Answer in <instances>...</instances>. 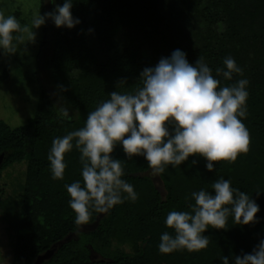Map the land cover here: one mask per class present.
Returning <instances> with one entry per match:
<instances>
[{"label": "trees", "instance_id": "1", "mask_svg": "<svg viewBox=\"0 0 264 264\" xmlns=\"http://www.w3.org/2000/svg\"><path fill=\"white\" fill-rule=\"evenodd\" d=\"M72 12L82 23L73 29L58 28L49 67L55 87L78 111V118L61 120L45 89L27 124L11 127L0 118V196L3 171L17 162L28 163L12 264H34L49 249L54 253L42 264H222L223 255L231 260L251 253L264 239V0H74ZM176 49L193 64L204 57L214 74L227 56L243 69V78L250 81L248 116L242 118L250 132V151L235 163L214 162L216 170L211 172L201 156H192L181 166L168 165L159 175L163 193L148 162L142 156L127 158L118 144L112 155L121 160L123 179L139 198L126 200L108 214L93 211L88 224L76 225L65 184L82 181L80 153L75 148L67 153L64 179H53L47 158L53 139L83 127L88 113L109 99V93L135 91L142 85L143 69ZM1 58L2 54L0 64ZM8 76L0 67V85ZM240 78L234 75V80ZM220 79L222 85L233 82ZM120 81L125 83L117 88ZM58 85L67 90L61 92ZM193 160L198 163L192 165ZM220 177L230 179L234 188L258 203L257 222L238 225L230 215L225 229L210 227L205 233L208 248L161 254V234H174L165 224L167 214L191 211L195 204L191 193L212 191ZM71 233L77 237L65 241ZM115 241L129 244L132 251L113 249ZM91 249L100 257L93 258Z\"/></svg>", "mask_w": 264, "mask_h": 264}, {"label": "clouds", "instance_id": "2", "mask_svg": "<svg viewBox=\"0 0 264 264\" xmlns=\"http://www.w3.org/2000/svg\"><path fill=\"white\" fill-rule=\"evenodd\" d=\"M51 3L52 11L36 12L24 25L15 15L0 10V54L14 55L22 45L34 42L36 30L48 21L68 29L82 23L73 16L74 0ZM234 75L242 78L234 80ZM220 77L233 82L222 85ZM139 81L142 85L133 92L109 93V99L88 113L83 127L52 141L47 158L53 179H64L67 153L74 148L80 153L82 181L65 184L78 226L88 224L93 211L108 214L126 200L139 198L134 186L123 179L121 160L112 155L118 144L127 158L142 156L153 176L163 174L168 165L181 166L192 156L205 158L207 170L215 171L214 162L235 163L240 154L250 151V132L242 122L248 116L250 81L243 78V69L232 56L225 57L214 74L204 57L193 64L184 51L176 49L154 67L144 68ZM123 83L118 82L117 88ZM58 89L67 90L63 85ZM57 95L61 120L78 118V111ZM197 163L192 161V165ZM211 188L191 193L195 200L191 211L167 214L165 224L174 234H161V254L208 248L210 238L205 233L210 227L225 229L230 215L238 225L257 222L260 206L248 193L234 188L230 179L220 177ZM220 260L222 264H264V239L251 253L234 255L231 260L223 255Z\"/></svg>", "mask_w": 264, "mask_h": 264}, {"label": "rangeland", "instance_id": "3", "mask_svg": "<svg viewBox=\"0 0 264 264\" xmlns=\"http://www.w3.org/2000/svg\"><path fill=\"white\" fill-rule=\"evenodd\" d=\"M53 8L51 0H0V10H3L5 15L17 13L15 16L22 25L29 24L34 13L41 11L43 14ZM57 31L58 27L48 21L36 30L34 42L22 45L21 50L14 55L2 54L1 71H8L9 76L0 85V118L11 127L25 125L35 116L42 89L48 91L57 104L59 92L49 67ZM27 166L26 161L17 162L3 171V193L0 196V264H12L15 242L21 232L19 219L22 215V186L26 182ZM154 181L164 193L165 188L160 177L155 176ZM76 235L71 233L65 241L76 238ZM118 247L132 251L129 244L115 241L112 248ZM91 253L93 258L100 257V254L92 249Z\"/></svg>", "mask_w": 264, "mask_h": 264}, {"label": "water", "instance_id": "4", "mask_svg": "<svg viewBox=\"0 0 264 264\" xmlns=\"http://www.w3.org/2000/svg\"><path fill=\"white\" fill-rule=\"evenodd\" d=\"M2 160H3V154L0 155V164L2 163ZM53 253H54V249L47 250L45 253L38 256L34 264H42L46 259H49L53 255Z\"/></svg>", "mask_w": 264, "mask_h": 264}]
</instances>
